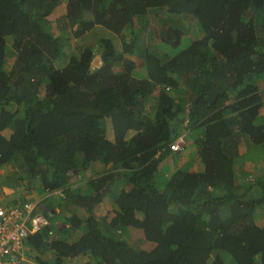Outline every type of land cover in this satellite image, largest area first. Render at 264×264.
<instances>
[{
    "label": "trees",
    "instance_id": "trees-1",
    "mask_svg": "<svg viewBox=\"0 0 264 264\" xmlns=\"http://www.w3.org/2000/svg\"><path fill=\"white\" fill-rule=\"evenodd\" d=\"M183 131L201 166L170 172ZM262 148L264 0H0V169L67 225L40 264H264V171L235 167Z\"/></svg>",
    "mask_w": 264,
    "mask_h": 264
},
{
    "label": "rangeland",
    "instance_id": "rangeland-1",
    "mask_svg": "<svg viewBox=\"0 0 264 264\" xmlns=\"http://www.w3.org/2000/svg\"><path fill=\"white\" fill-rule=\"evenodd\" d=\"M63 7V5H62ZM59 10L56 9L55 12L53 14H51L48 17V20H50L47 24H45L44 26L48 27L49 29L54 30L55 27L53 26V21L54 18L56 16H59ZM90 38H94L95 41L101 40L102 38H110L112 40H114V44L115 46L120 49V44L118 42V39L109 31L105 30V29H101V28H96L95 31L91 32V34H89ZM87 40H89V38H87L86 36H84L83 38H80L77 41H73L75 44H82V43H87ZM136 74H134L135 77H138L139 75H144V71L143 69H138L136 70ZM140 77V76H139ZM138 77V78H139ZM188 125V124H187ZM185 125V126H187ZM187 128V127H186ZM196 134L190 132V131H183L179 134V136H184L185 138V148H183V150L179 153L173 154L174 158L172 161L169 162V166H168V170L170 172H172L175 169L174 165H181L183 163V165H185V167H187V165L190 163L192 164V168L194 167H199L201 166V162L200 160H198V157L196 155V151H195V147L192 145L193 141L192 138L199 137L200 133L195 132ZM186 134V135H185ZM171 154V158L172 155ZM182 159V160H180ZM243 161V162H240ZM237 163L238 170H240L242 172V182H246V181H252L254 180V176L253 175H247L246 173L248 171L253 172V174L260 175L263 171H264V148L259 149V150H252L250 152V154L248 156H246L245 158H243V160H240ZM244 163V170H242L240 168V166L242 167ZM161 169L163 170V167H161ZM161 169L159 172V175L161 173ZM191 169V168H190ZM100 170V166L98 164L96 165H92L90 168L86 169L85 171H83L80 180L85 181L89 178H92L95 176V173L98 172ZM168 174H170L168 172ZM18 170L16 168V166H12L11 165H7L4 166L3 168L0 169V206H5L7 204L11 205L13 202H23V201H35L37 200V197L41 198V192L38 191V195H36V190L39 189V186H35V189L31 192H27L24 190V187L22 184L19 183L18 181ZM81 187H83L84 185H79ZM36 191V192H35ZM59 196V193H58ZM45 196L42 198L44 199ZM15 200V201H14ZM57 200L56 197L52 194L49 195V198H47L46 200H44L37 208V212L41 215H43L44 217H46L47 219H51L52 221H54L52 223V225L59 227L60 230H63L65 228H67V225L64 224L66 222H64V217L63 214L58 213L61 208L60 206H58L57 204ZM107 208V205L103 206V210L101 212V209L98 211V213L104 214L105 209ZM52 208L54 209V217H49L48 214L49 212L52 210ZM59 234H63V231H58ZM56 234L52 235L51 238H56ZM76 235L74 234V237ZM37 256V254H30L28 253L27 255V262L24 264H40L38 261H35L34 258ZM41 260L44 261H49V262H53L52 259V255L50 252L45 253V255L40 256ZM80 258H76L73 260H70L68 262H66L65 264H80Z\"/></svg>",
    "mask_w": 264,
    "mask_h": 264
},
{
    "label": "built area",
    "instance_id": "built-area-1",
    "mask_svg": "<svg viewBox=\"0 0 264 264\" xmlns=\"http://www.w3.org/2000/svg\"><path fill=\"white\" fill-rule=\"evenodd\" d=\"M184 138L178 136L173 141L170 145L173 152L183 150ZM37 205L35 200L0 206V264L25 262L29 236L51 225L47 218L36 211Z\"/></svg>",
    "mask_w": 264,
    "mask_h": 264
},
{
    "label": "clouds",
    "instance_id": "clouds-1",
    "mask_svg": "<svg viewBox=\"0 0 264 264\" xmlns=\"http://www.w3.org/2000/svg\"><path fill=\"white\" fill-rule=\"evenodd\" d=\"M187 124H188V121H187V123H186V121H185V125H187ZM178 136H179V135H178ZM178 136H177V137H178ZM177 137H176V138H177ZM185 139H186V138H185ZM185 139H184V147H185ZM172 143H173V142H172ZM172 143H171V144H172ZM171 144H170V145H171ZM184 147H183V148H184ZM170 149H171V148H170ZM171 152H172L173 154H176V153H179V152H181V151L175 153V152H173V151L171 150ZM58 193H59V192H57V194H58ZM48 197H49V195L46 196L45 198H48ZM36 201H37V200H36ZM12 204H15V203H12ZM7 205H9V204H7ZM36 210H37V209H36ZM51 217H54V213H53V215H51ZM45 218H46V217H45ZM48 220H49V219H48ZM49 221H50V220H49ZM51 222H52V221H50V223H51ZM52 223H53V222H52ZM29 237H30V236H29ZM28 239H29V238H28ZM27 241H28V240H27ZM26 244H27V243H26ZM28 253H29V251L27 250V251H26V261H25V262H22V264H24V263L27 262V255H28Z\"/></svg>",
    "mask_w": 264,
    "mask_h": 264
},
{
    "label": "water",
    "instance_id": "water-1",
    "mask_svg": "<svg viewBox=\"0 0 264 264\" xmlns=\"http://www.w3.org/2000/svg\"><path fill=\"white\" fill-rule=\"evenodd\" d=\"M93 66L95 67H99L101 65V59H100V55H96L94 57V59L92 60V63H91ZM51 217V216H50Z\"/></svg>",
    "mask_w": 264,
    "mask_h": 264
},
{
    "label": "crops",
    "instance_id": "crops-1",
    "mask_svg": "<svg viewBox=\"0 0 264 264\" xmlns=\"http://www.w3.org/2000/svg\"><path fill=\"white\" fill-rule=\"evenodd\" d=\"M196 137V136H195ZM194 137V138H195ZM194 138H192V140L191 141H193L194 140ZM180 160H182V159H180ZM238 160H243V158L241 159L240 157L238 158Z\"/></svg>",
    "mask_w": 264,
    "mask_h": 264
},
{
    "label": "bare ground",
    "instance_id": "bare-ground-1",
    "mask_svg": "<svg viewBox=\"0 0 264 264\" xmlns=\"http://www.w3.org/2000/svg\"><path fill=\"white\" fill-rule=\"evenodd\" d=\"M38 233V232H37ZM36 234V233H35Z\"/></svg>",
    "mask_w": 264,
    "mask_h": 264
}]
</instances>
